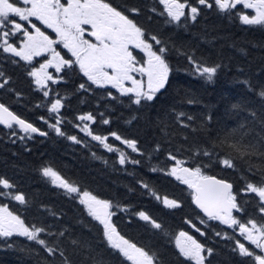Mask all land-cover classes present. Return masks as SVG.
I'll return each instance as SVG.
<instances>
[{"label": "snow or ice", "instance_id": "obj_1", "mask_svg": "<svg viewBox=\"0 0 264 264\" xmlns=\"http://www.w3.org/2000/svg\"><path fill=\"white\" fill-rule=\"evenodd\" d=\"M210 17L264 36V0H0L9 141L61 138L107 167L93 151L102 148L130 179L126 194L147 195L165 215L191 208L176 230L42 159L34 186L0 171V246L23 238L37 264H264V71L235 81L242 92L223 113L193 89L168 102L177 72L207 85L229 67L202 50L199 39L217 32ZM202 22L195 44L173 35ZM73 100L95 104L74 112Z\"/></svg>", "mask_w": 264, "mask_h": 264}, {"label": "trees", "instance_id": "obj_2", "mask_svg": "<svg viewBox=\"0 0 264 264\" xmlns=\"http://www.w3.org/2000/svg\"><path fill=\"white\" fill-rule=\"evenodd\" d=\"M208 25L209 27L215 25L217 32L206 39H199L202 50L210 51L214 57L219 54L229 67L225 69V72L221 74L214 84L207 85H204L203 82L193 84L183 71L177 72L173 78L172 87L169 89L168 102L171 103L173 97L178 101L186 91L193 89L203 97V102L216 105L220 112L223 113L226 106L224 100L238 97L242 92V89L235 81L238 78L243 79L245 77H251L255 81L259 78L261 72L264 71V36L260 32H246L242 28L222 24L212 17L209 18ZM203 26L202 22L201 25L189 29L187 32L177 29L173 35L178 40L195 44L200 37L199 30ZM183 63L182 60L179 62L181 65ZM174 66H177L175 61ZM237 67L243 69V76H239ZM94 104L95 101L86 104L73 100L72 108L74 112L79 109L87 111ZM113 120L116 121V118L113 117ZM111 126L114 129H121L123 121H116ZM68 130L76 134L75 129L69 128ZM97 130L99 131V129ZM132 132H135V130L133 129ZM6 133L7 129L0 126V171H7L9 175L18 173L24 178L26 188L37 183L35 169L40 164V161L42 159L52 160L69 179L84 178L89 188L105 197L130 200L132 204L146 208L153 214L163 217L173 229L178 230L180 217L184 213L191 212V208L186 206L184 213H176L174 216L165 215V212L160 210V206L147 195H142L139 192L134 195L126 194V185L130 183V179L125 173L113 170L111 167V154L106 153L102 148H93V151H96L98 155L104 153V158L109 161L107 167L99 160L93 161L89 159L84 152L72 146L71 142L61 138L54 140L34 138L23 143L18 140L16 143H11ZM80 135L83 134L81 133ZM26 147L30 151H25ZM166 190L170 195L187 196L186 192L182 194L175 185H167ZM44 195L48 196L57 207L68 208L70 206L59 196L51 193H44ZM68 220L70 223L73 222L72 213H69ZM28 243L23 238H20L17 240L14 249H5L0 246V264H37L38 257L29 255L27 251H22V249H27ZM226 257L227 251L222 250L216 260L223 261Z\"/></svg>", "mask_w": 264, "mask_h": 264}]
</instances>
